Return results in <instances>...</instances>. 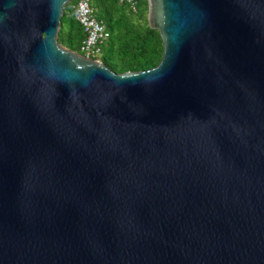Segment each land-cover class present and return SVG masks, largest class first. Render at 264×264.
<instances>
[{
  "label": "water",
  "instance_id": "water-1",
  "mask_svg": "<svg viewBox=\"0 0 264 264\" xmlns=\"http://www.w3.org/2000/svg\"><path fill=\"white\" fill-rule=\"evenodd\" d=\"M70 1L0 0V264H264V0H146L124 72Z\"/></svg>",
  "mask_w": 264,
  "mask_h": 264
},
{
  "label": "trees",
  "instance_id": "trees-1",
  "mask_svg": "<svg viewBox=\"0 0 264 264\" xmlns=\"http://www.w3.org/2000/svg\"><path fill=\"white\" fill-rule=\"evenodd\" d=\"M71 0L63 7L57 42L65 49L78 52L83 32L73 18ZM97 20L108 32L100 45L98 61L114 72L139 71L156 65L161 56L157 31L147 24L146 0H135L134 10L117 0H88Z\"/></svg>",
  "mask_w": 264,
  "mask_h": 264
},
{
  "label": "built area",
  "instance_id": "built-area-1",
  "mask_svg": "<svg viewBox=\"0 0 264 264\" xmlns=\"http://www.w3.org/2000/svg\"><path fill=\"white\" fill-rule=\"evenodd\" d=\"M118 3L127 4L134 10L135 0H117ZM74 20L82 29L83 37L78 46V53L98 61L100 45L108 37L103 23L97 20L94 9L88 0H75L72 4Z\"/></svg>",
  "mask_w": 264,
  "mask_h": 264
}]
</instances>
